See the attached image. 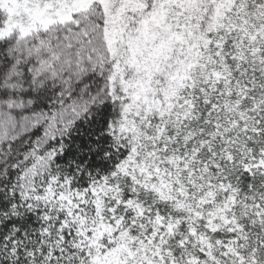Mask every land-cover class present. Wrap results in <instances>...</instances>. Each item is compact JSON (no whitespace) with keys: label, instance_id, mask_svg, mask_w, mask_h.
<instances>
[{"label":"snow or ice","instance_id":"1","mask_svg":"<svg viewBox=\"0 0 264 264\" xmlns=\"http://www.w3.org/2000/svg\"><path fill=\"white\" fill-rule=\"evenodd\" d=\"M0 264H264V0H0Z\"/></svg>","mask_w":264,"mask_h":264}]
</instances>
